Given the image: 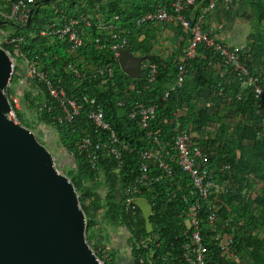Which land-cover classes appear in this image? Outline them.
I'll use <instances>...</instances> for the list:
<instances>
[{"label":"trees","instance_id":"obj_1","mask_svg":"<svg viewBox=\"0 0 264 264\" xmlns=\"http://www.w3.org/2000/svg\"><path fill=\"white\" fill-rule=\"evenodd\" d=\"M17 1L0 0V10L10 12ZM209 1H200L196 7L185 12L186 16L190 17L198 6L207 5ZM172 2L44 0L33 4L32 18L25 24L1 22L0 29L5 31L4 25H8V28L11 26L13 31L10 34L24 39L19 47L21 55L18 59L35 62L39 70L51 71L49 77L54 85L64 88L68 96L81 106L79 115L70 123L65 121L59 103L50 98L45 83L31 80L35 91L28 88L23 93L27 104L37 111L39 122L54 132L56 148L65 151L74 162L75 167L68 168L64 175L71 180L79 195L86 216V239L90 246L95 243L91 228L99 226L97 220L102 216L112 227L126 229L130 264H185L183 244L186 220L190 206L200 202V228L207 247L208 264H264V114L259 110L264 109V104L253 97L251 90L243 88L231 78L223 85V92L219 95V74L225 68L220 56L203 46L191 61L184 88L172 91L166 100L161 98L162 92L176 81L178 63L176 58L164 62L153 55L156 35L151 27L154 24L138 22L159 5L171 7ZM250 2L255 9L253 27L258 39L254 49L251 43L250 48L247 47L249 49L241 51V58L250 70L260 71L264 86V59L261 57L264 51V0ZM82 14L90 16L91 26L85 29L84 45L76 52L69 50L66 40L41 36L48 21L62 22L64 18H78ZM103 21L111 24L113 32L120 37L128 38L127 49L133 54L147 56L148 61L159 65L155 85L146 89L144 75L133 80L121 70L118 59L110 49L108 32L102 31ZM260 27L262 32L258 30ZM142 35L144 39L139 40ZM70 64H77L83 75L77 77L69 71ZM108 65L113 69L112 76L108 71L100 73L98 70ZM15 76L12 80L17 83ZM131 86L135 89H130ZM139 90L142 94L138 95ZM13 91L10 90L7 96L14 107L10 95H19ZM197 95L209 96L211 100L199 107L195 102ZM84 96L97 100L106 121L116 133L120 142L117 146L123 154L121 166L113 157H105L98 161V170H92L87 157L89 152L79 151L78 147L85 138L107 142L110 134L96 132L88 119L93 105L85 102ZM137 99L157 103L158 116L150 130L163 143L171 142L182 126L189 122L196 132L208 135L204 149L210 157L215 178L225 186L215 206H221L217 213V230L229 233L232 239L228 255L223 253L214 239L217 230L212 228L207 217L209 205L192 193L193 187L187 173L175 163H172L171 176L153 163H150L147 173L141 171V152L154 149L157 144L154 138L148 137L146 130L129 117ZM120 100L125 101L124 106L118 105ZM222 107L243 118L234 128L233 135L229 130L232 126L226 123L224 117L218 116ZM184 108H187V116L180 113ZM16 116L22 119L19 110H16ZM25 126L31 129L28 124ZM39 142L45 146L42 141ZM123 145L129 146V150L125 151ZM143 176H146L144 182L138 183ZM100 177L101 183L108 189L104 202L97 193V179ZM257 183H261L259 190L255 189ZM130 187L139 189V192L131 194L133 199L144 197L153 206L150 232L142 210L133 202L126 203ZM226 221L228 225L223 226ZM96 255L104 264H116L113 259L104 258L100 250L96 251Z\"/></svg>","mask_w":264,"mask_h":264},{"label":"built area","instance_id":"obj_2","mask_svg":"<svg viewBox=\"0 0 264 264\" xmlns=\"http://www.w3.org/2000/svg\"><path fill=\"white\" fill-rule=\"evenodd\" d=\"M41 1L44 0H18L13 4L10 12L0 10V23L13 21L18 24H25L30 20V12L33 4ZM200 1L206 0H173L171 7H168L166 4H161L155 11L146 14L138 22L139 24L176 23L181 26L188 36L186 50L176 59L178 63L176 81L168 90L162 92L161 98L166 100L170 97L172 91L184 88L188 81L191 61L197 56L198 49L203 46L217 53L222 59L225 68V70L219 74V78L221 79L219 84V95L223 92V85L231 78L243 88L251 90L253 97L256 100L262 101L264 104V86L262 84L263 78L260 71L250 70L246 61H242L241 49L229 48L205 31L207 17L216 2H224L228 8H231L235 0H210L207 5L202 4V6H198L199 9L196 8L190 17L186 16L185 12L194 6L196 7ZM90 26V16L82 14L78 18H64L62 22L48 21L41 31V36H51L53 38L66 40L69 44V50L71 52H76L84 45L85 29ZM101 28L102 31L106 30L108 32L107 36L110 38V49L114 52L116 59H119L120 51L127 49L129 45L128 38L120 37L117 33L113 32L114 28L109 23L103 24L102 22ZM22 43H24L23 38L13 37L10 33L0 29V49L5 51L11 61V78L4 90L5 94L7 95V93H10L13 77L17 75L18 72H22L25 74V78L30 80L36 79L38 82L45 83L50 98L59 103L63 110L65 121L71 123L74 117L79 115L81 106L68 96L64 88L54 85L49 77V74L52 73L51 71L39 70L35 62L27 59L19 64L18 57L21 55L19 47ZM98 70L100 73L108 71L110 76L113 74V69L110 65L104 69ZM69 71H72L77 77L83 75L79 71L77 64H70ZM143 75L146 79L145 88L149 89L157 83L159 65L146 60V62L143 63ZM134 89L133 87L132 90ZM139 94H142L141 90L138 91V95ZM10 97L13 100L14 107L10 102L11 111L7 114V117L19 124V120L16 116V110L19 109V101L17 95H10ZM238 98L240 99L241 95H239ZM84 101L87 103L90 102L93 105L92 110L89 112L88 119L91 121L96 132L105 131L110 132V134L107 142L101 141L100 139L95 141L91 137L85 138L78 147L79 151L89 152L87 157L92 170H98V161L105 157H113L121 166L123 163V154L117 146L120 142L116 133L106 121L103 109L95 98L89 99L84 96ZM118 105L124 106L125 101L120 100ZM261 106L262 104H260V108ZM259 110L264 114V109ZM157 116V103L150 104L140 99L134 101L132 111L129 114L130 119L136 121L141 129L146 130L148 137L154 138V142L157 144L156 148L141 152V171L147 173L150 163H153L168 176H171L173 174L172 163L177 164L183 172L188 174L193 187L192 193L198 195L209 205L207 217L212 228L217 230V213L221 206H215V203L225 191V186L215 178L214 170L210 166V157L204 149V144L205 141L208 140V135L196 132L189 122L182 126V130L177 132L171 142L165 144L158 137L154 136L153 131L150 130ZM123 148L125 151L129 150V146L127 145H123ZM225 168L230 169L229 166H225ZM144 179H146V176L139 178L138 183H143ZM127 191L129 196L126 198V203L130 204L134 200L131 194L133 192H139V189L137 187L133 189L130 187ZM200 208V202L190 206V214L186 220V229L184 231L185 241L183 244L185 264H208L206 258L207 247L203 243L200 228ZM228 223L229 222L226 221L223 226H227ZM217 231H215L216 234L214 235V239L219 243L223 253L228 255L232 242L231 236L229 233ZM93 250L95 251V248H93ZM100 261L103 262L101 259Z\"/></svg>","mask_w":264,"mask_h":264},{"label":"water","instance_id":"obj_3","mask_svg":"<svg viewBox=\"0 0 264 264\" xmlns=\"http://www.w3.org/2000/svg\"><path fill=\"white\" fill-rule=\"evenodd\" d=\"M147 58L123 49L118 61L137 80ZM10 78L11 61L0 49V264H104L86 239L74 184L35 134L7 117L11 104L4 90ZM133 203L150 232L152 204L144 197Z\"/></svg>","mask_w":264,"mask_h":264},{"label":"rangeland","instance_id":"obj_4","mask_svg":"<svg viewBox=\"0 0 264 264\" xmlns=\"http://www.w3.org/2000/svg\"><path fill=\"white\" fill-rule=\"evenodd\" d=\"M241 2L243 4V8L248 13L249 20H247L240 13H231L230 16L231 17L233 16V20L235 21L236 31H235L234 36L231 39L226 40L225 43H229V45H231L232 47L239 48L241 50L246 49L247 47H249V45L251 46V43H252L251 47H253V49H254L257 45V39H258L257 32L254 30V27H253L255 9L250 4L251 3L250 0H241ZM104 23L105 22L103 21V24ZM4 26L7 29V30H5V32L10 33L13 31L11 26H9V28H8V25H4ZM262 27L264 30V25ZM262 27H260V29H258V30H261V32H262ZM250 34H253V36H254L253 42L250 41ZM249 48H247V49H249ZM261 57H263V59H264V51L261 53ZM19 62H20L19 64H21L22 60L20 59ZM24 75L25 74H23L22 72H18V74L15 76V77H17L16 81H18V82L14 83L12 80L11 90H14L13 91L14 93L17 92V89L19 88L20 82H22V80L25 78ZM17 98L19 101V109L18 110L22 114V119H18L19 124L24 126V127H26L25 125L28 124L31 127L30 130L35 134L38 141L39 140L42 141L45 144V147L53 155L54 161H55V166L59 170V172L64 174V173H66L68 168L75 167L74 162L72 161L71 157L62 149L60 150V149L56 148L57 147L56 146L57 137L54 136V132L39 122L37 111L27 104V100L25 99V97H23V94H22V96H17ZM201 101L204 102V105H207L210 102V101H205L203 99ZM196 102L198 103V101H196ZM198 106L200 107L203 105L198 103ZM218 116L224 117V119L226 120V123L232 126L229 129L230 135H233L234 128L237 126L239 121L243 120V118H241V117L238 118L235 115L231 114L228 111V109H225L224 107H222V109H220ZM101 180H102L101 177L99 179H97V182L99 183L97 193L101 197V200L104 202L108 189L103 183H101ZM260 186H261V183H257L255 189L259 190ZM97 221H98L99 226L91 228V232H92L91 234H93L94 238H95V241H94L95 243H93V245H91V247L95 248V252H96L97 250H99L98 246L102 245L103 250L101 251V253L103 254L104 258H107L109 260L113 259L114 261H116L118 254L119 255L121 254L122 257H125V255H127L130 252L129 246L126 245L127 237L123 236L125 238L124 244H121L120 242L117 243L116 240H114L111 237V230L114 227H112V225L109 224L108 221L102 216H99ZM96 243L98 246L96 245ZM117 263L118 264H130V261L128 262L127 260L124 259L122 261V263H120L119 261ZM241 263L243 264V262H241Z\"/></svg>","mask_w":264,"mask_h":264},{"label":"crops","instance_id":"obj_5","mask_svg":"<svg viewBox=\"0 0 264 264\" xmlns=\"http://www.w3.org/2000/svg\"><path fill=\"white\" fill-rule=\"evenodd\" d=\"M161 3L166 2L168 0H159ZM199 9V7H198ZM231 13H240L242 14L247 20H249V16L247 11L243 8V4L241 0H236L234 5L231 8L221 1H217L215 6L213 7L212 11L209 13L207 17V22L205 26V31L209 33L211 36L215 37L220 43L227 47L235 48L229 45V43H225L226 40L231 39L236 31L235 28V21L233 20V16L231 17ZM235 15V14H234ZM152 32L156 35V39L154 41L153 46V55L157 56L164 62H168L173 60L174 58L180 57L186 47L188 45V38L185 31L181 28L179 24L176 23H164V24H154L151 27ZM144 35L140 36L139 40L144 39ZM250 41H254L253 34H250ZM189 77V84L191 82ZM30 79L24 78L22 82L19 84V88L17 89L16 94L22 96V94L29 88L30 90H34V85ZM133 89V86L130 87ZM210 101L211 97H202L196 96L195 102L198 101L201 105L204 104L201 100ZM197 103V104H198ZM181 114L187 116V108L182 109L180 111ZM127 237V231L123 227L113 228L111 230V237L116 240L117 243L124 244L125 238ZM97 245V243H96ZM98 246V245H97ZM99 250L102 251V245H99ZM127 260L128 262L130 259V252L122 257L121 254H118L116 264L119 261L122 263L123 260Z\"/></svg>","mask_w":264,"mask_h":264}]
</instances>
